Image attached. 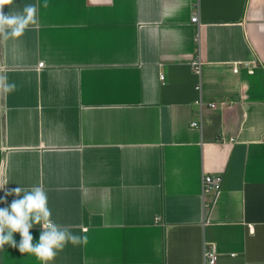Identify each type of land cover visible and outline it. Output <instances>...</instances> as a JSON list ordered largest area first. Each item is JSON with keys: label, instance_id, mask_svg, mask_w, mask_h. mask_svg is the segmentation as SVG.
<instances>
[{"label": "crops", "instance_id": "crops-1", "mask_svg": "<svg viewBox=\"0 0 264 264\" xmlns=\"http://www.w3.org/2000/svg\"><path fill=\"white\" fill-rule=\"evenodd\" d=\"M30 4L37 23L0 36V77L16 84L0 91V208L38 185L53 222L87 235L49 264H204L208 244L215 264H264V0L3 12ZM206 174L218 189L203 192ZM0 264L41 261L5 245Z\"/></svg>", "mask_w": 264, "mask_h": 264}, {"label": "clouds", "instance_id": "clouds-1", "mask_svg": "<svg viewBox=\"0 0 264 264\" xmlns=\"http://www.w3.org/2000/svg\"><path fill=\"white\" fill-rule=\"evenodd\" d=\"M14 2L15 0H0V36L5 39L19 38L29 25L37 23L38 5H26L22 12L5 14L4 7L13 5ZM15 90V83H8L6 77H0V91L11 93ZM0 190H4L3 185H0ZM7 195H12L15 199L7 207L0 208V252H4L5 245H8L18 249L21 254L35 256L41 264H49L68 244H87V235H75L70 231V226L53 222L48 197L41 186L15 187ZM36 225L41 230L38 242L34 244L30 230ZM14 233H19V242L14 238Z\"/></svg>", "mask_w": 264, "mask_h": 264}, {"label": "built area", "instance_id": "built-area-1", "mask_svg": "<svg viewBox=\"0 0 264 264\" xmlns=\"http://www.w3.org/2000/svg\"><path fill=\"white\" fill-rule=\"evenodd\" d=\"M193 22H197L198 21V15H194L191 19ZM194 70L196 71V73H200L201 70V64L202 61L200 58H196L195 60H193L192 62ZM44 62H40L39 66H43ZM234 71H238L240 69V65L238 63H235L234 67H233ZM163 77V75H161V78ZM196 88H200V84L198 83V85H196ZM201 100V99H200ZM199 103L201 104L202 101H199ZM210 106H214V103H209ZM194 126H199V122L198 121H192L191 123ZM221 180H222V176L220 174H206L204 175L203 179H202V190L203 192H209L212 190H216L220 187L221 184ZM204 257H205V262L204 264H215L217 261V257H218V252L216 249V246L214 244H208L206 245L205 248V252H204Z\"/></svg>", "mask_w": 264, "mask_h": 264}]
</instances>
